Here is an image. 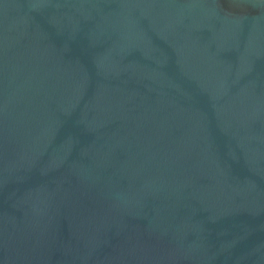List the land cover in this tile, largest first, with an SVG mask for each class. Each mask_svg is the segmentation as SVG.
I'll list each match as a JSON object with an SVG mask.
<instances>
[{
    "label": "water",
    "instance_id": "95a60500",
    "mask_svg": "<svg viewBox=\"0 0 264 264\" xmlns=\"http://www.w3.org/2000/svg\"><path fill=\"white\" fill-rule=\"evenodd\" d=\"M0 264H264V0H0Z\"/></svg>",
    "mask_w": 264,
    "mask_h": 264
}]
</instances>
